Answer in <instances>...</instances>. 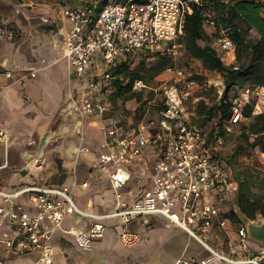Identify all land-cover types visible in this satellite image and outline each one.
<instances>
[{
	"label": "built area",
	"instance_id": "obj_1",
	"mask_svg": "<svg viewBox=\"0 0 264 264\" xmlns=\"http://www.w3.org/2000/svg\"><path fill=\"white\" fill-rule=\"evenodd\" d=\"M200 2L89 0L53 9L54 19L63 23L58 29L59 44L72 80L61 113L79 122L91 116L111 120L102 126L104 150L96 166L108 175L115 194V209L100 215L80 208L75 193L89 183L75 177L69 184L31 185L13 191L0 185V264H9L14 255L32 252L39 253L34 264H56L52 240L57 232L72 236L79 247L91 251L95 240L104 237L106 226L102 220L107 218L119 219V240L124 247H133L141 235L129 225L139 219L149 227L150 217L155 214L184 230L208 253L197 260L179 257L176 264H264V244L252 241L246 226L231 215L230 203L235 200L237 190L224 160L209 144V130L193 123L185 112L182 98H187L188 92H182L181 97L178 88L173 87L167 91L164 108L136 124L123 125L114 115L111 92L118 75L115 70L134 54L171 57L179 54L184 47L185 16L192 11L193 4ZM28 5L37 8L35 4ZM43 21L54 23L51 17ZM204 26H214V21L207 19ZM2 34L10 39L17 36L14 30ZM214 46L222 59L235 52L234 41L224 31L216 37ZM168 71L184 76L182 70ZM13 72L0 62V73L5 77L12 78ZM28 76L35 77V70H28ZM194 85H197L194 81L186 84L189 88ZM142 87L143 81L135 80L134 88ZM254 101L264 102V86L239 87L231 98L230 124L242 122L244 108ZM0 140L9 141L3 128ZM78 151L90 149L80 144ZM41 161L42 155L34 165ZM131 181L140 189L130 185ZM126 195L133 199L128 200ZM73 215L94 222L86 230L63 227L65 217ZM236 223L237 241L225 239L214 245V234L228 235L229 226ZM248 242L259 245L260 251L253 252Z\"/></svg>",
	"mask_w": 264,
	"mask_h": 264
},
{
	"label": "crops",
	"instance_id": "obj_2",
	"mask_svg": "<svg viewBox=\"0 0 264 264\" xmlns=\"http://www.w3.org/2000/svg\"><path fill=\"white\" fill-rule=\"evenodd\" d=\"M22 6L12 0H0V62L14 70L12 78L0 73V128L10 135L9 143L0 140V185L13 191L31 185L69 184L71 176L62 183L49 181L58 171L54 157H59L63 169L68 173L76 172L80 182L89 183L88 187L75 193L78 206L100 215L113 212L114 190L108 175L96 166L104 150L102 126L111 120L91 116L79 122L75 117L61 113L72 85L69 63L59 44L58 29L62 20L54 19L53 10L26 11ZM45 17H51L54 23H44ZM5 30H14L17 36L7 38L2 34ZM30 69L35 70V77L28 76ZM31 140H35V144H30ZM80 144L88 146L90 151L81 152L77 159ZM39 152L48 158V168L41 173L28 165ZM130 185L140 189L135 181ZM125 198L132 200L133 196L126 195ZM21 199L26 203L24 197ZM150 221L149 227L139 219L129 225L132 231L141 235L139 243L129 248L119 240L120 221L117 218L102 220L106 226L104 237L95 240L91 251L79 247L72 236L57 232L52 240L55 263L176 264L179 257L197 260L208 255L198 241L181 228L169 225L164 216L152 215ZM93 222L91 218L73 215L65 217L63 227L76 226L86 230ZM237 225L229 226L228 235L215 233L214 245L225 239L236 242ZM250 243L253 252L260 251L259 245ZM38 255V252L14 255L9 264H28L27 261L34 264Z\"/></svg>",
	"mask_w": 264,
	"mask_h": 264
},
{
	"label": "trees",
	"instance_id": "obj_3",
	"mask_svg": "<svg viewBox=\"0 0 264 264\" xmlns=\"http://www.w3.org/2000/svg\"><path fill=\"white\" fill-rule=\"evenodd\" d=\"M207 19L214 21L213 27L216 32L213 35L205 29L204 23ZM184 31L185 49L193 57L202 60L207 68L219 70L224 76L225 90L221 100L211 107L204 100L199 102V112L206 116L205 120H216L214 126L207 128L208 141L213 148L216 139L224 134L225 124H230L232 115L230 95H233L239 87L264 86V0H201L199 4H193L192 11L186 14ZM223 31L235 43L238 65H226L212 44V40ZM252 31L256 36H253ZM137 58L139 54H134L115 70L116 73L122 70L129 71V64ZM172 60L171 56H158L152 65L147 66L143 58L130 71L132 76L127 84H123L119 78L114 81L111 92L112 101L115 102L119 98L127 99L130 92L133 98V84L135 80L143 79L144 69L150 70L151 77H154L167 68H171ZM254 106L255 101L244 108V117H252ZM248 130L247 126L243 127L244 134ZM250 132L256 135L251 146L259 147L264 152V113L254 116V122L250 124ZM260 133L263 135L258 136ZM247 140H250V135L247 136ZM230 180L237 190L236 202L241 211L254 220L259 217L264 218V177L255 180L250 174L242 177L230 173ZM232 217L239 221L234 212Z\"/></svg>",
	"mask_w": 264,
	"mask_h": 264
},
{
	"label": "rangeland",
	"instance_id": "obj_4",
	"mask_svg": "<svg viewBox=\"0 0 264 264\" xmlns=\"http://www.w3.org/2000/svg\"><path fill=\"white\" fill-rule=\"evenodd\" d=\"M15 3H21L22 8L26 11H30L31 7L28 4H35L37 8L52 11L58 6H77L88 2L89 0H12ZM106 2L108 0H101ZM26 3V4H24ZM36 8V9H37ZM205 29L209 34H215L216 29L213 26H206ZM256 36L255 33H252ZM215 38L212 40L214 44ZM203 44V43H202ZM158 56H150L145 54H139V58L135 59L129 64V71L122 70L118 73L119 78L123 84H127L132 74L130 71L135 68L136 65L144 58L147 62V66L152 65V62L157 60ZM226 65H238L239 62L236 58V54L229 53L223 59ZM171 68L173 70H182L184 76L180 77L173 72H169L167 68L162 73L151 77V71L144 69L143 83L145 87L141 89H135L133 84V98L131 92L128 94L127 99L119 98L114 105V115L118 117L123 125L136 124L142 120L148 119L159 113L164 108L167 91L173 87H177L181 97L182 92H188L187 98L183 97V105L185 112L193 123L200 125L206 124L207 128H211V125H215L216 120H205L206 116L199 112V102L204 100L205 103L211 107L217 104L225 90L224 76L219 70H212L206 67L202 60L193 57L185 47L181 48L179 54L173 57ZM139 80V79H137ZM194 81L197 85L192 87L186 86L187 82ZM184 87H186L184 89ZM182 90V91H181ZM234 95V94H233ZM233 95H230L232 98ZM257 102H255V105ZM264 113V102H258L256 107L254 106V112L252 117H244L241 123L231 125L226 123L224 127V134L219 136L213 147L218 152L220 157L224 160L231 175L235 173L237 176L253 175L255 180H260L264 177V152L259 147H252L251 142L256 135L250 132V124L254 122V116ZM247 126L249 130L244 134L243 127ZM250 135V140H247V136ZM263 133L258 134L262 136ZM219 140V141H217ZM10 141V135H9ZM8 141V143H9ZM7 144V143H6ZM30 144H35V140H31ZM39 151H42L39 149ZM43 153V152H42ZM81 156V153L77 154V159ZM38 158L35 157L32 161ZM54 162L58 166V171L51 177V182L62 183L71 176L72 178H78L76 172L68 173L61 166V159L54 157ZM40 167L37 168V165ZM35 164L34 171L39 173L48 168V158L46 155H42V161ZM237 205L235 200L231 201V215L235 213V207ZM259 217L257 220H262ZM251 244L250 242H248ZM28 264H30L27 261Z\"/></svg>",
	"mask_w": 264,
	"mask_h": 264
},
{
	"label": "water",
	"instance_id": "obj_5",
	"mask_svg": "<svg viewBox=\"0 0 264 264\" xmlns=\"http://www.w3.org/2000/svg\"><path fill=\"white\" fill-rule=\"evenodd\" d=\"M235 214L246 226L249 238L257 244H264V218L262 220L251 219L241 211L238 205L235 207Z\"/></svg>",
	"mask_w": 264,
	"mask_h": 264
},
{
	"label": "bare ground",
	"instance_id": "obj_6",
	"mask_svg": "<svg viewBox=\"0 0 264 264\" xmlns=\"http://www.w3.org/2000/svg\"><path fill=\"white\" fill-rule=\"evenodd\" d=\"M41 154H42V152H39L38 153V157H40L41 156ZM36 160H34V161H32L30 164H28L29 166H34V162H35Z\"/></svg>",
	"mask_w": 264,
	"mask_h": 264
}]
</instances>
